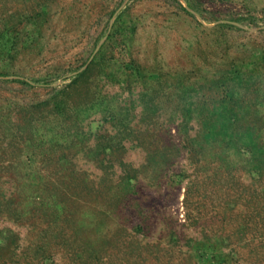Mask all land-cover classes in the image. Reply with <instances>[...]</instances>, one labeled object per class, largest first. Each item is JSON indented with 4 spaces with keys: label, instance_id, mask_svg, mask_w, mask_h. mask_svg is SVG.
<instances>
[{
    "label": "rangeland",
    "instance_id": "obj_1",
    "mask_svg": "<svg viewBox=\"0 0 264 264\" xmlns=\"http://www.w3.org/2000/svg\"><path fill=\"white\" fill-rule=\"evenodd\" d=\"M93 252L264 264V0H0V264Z\"/></svg>",
    "mask_w": 264,
    "mask_h": 264
},
{
    "label": "trees",
    "instance_id": "obj_2",
    "mask_svg": "<svg viewBox=\"0 0 264 264\" xmlns=\"http://www.w3.org/2000/svg\"><path fill=\"white\" fill-rule=\"evenodd\" d=\"M90 67L84 69L83 71H81L77 76L76 78L74 79V83L79 81L81 79V77H83V75L86 74V72L89 70ZM78 250H75V251H72L70 253V255H68L69 257L70 256H77L79 255L80 253L78 252ZM98 257H100V253L98 252H93L91 253L90 255L87 254L86 258L84 259L83 263L82 264H98L100 261H102V259H99L98 260ZM102 258V257H101Z\"/></svg>",
    "mask_w": 264,
    "mask_h": 264
}]
</instances>
